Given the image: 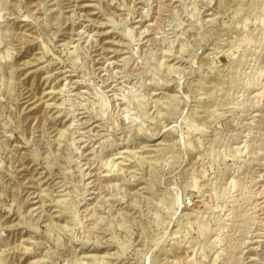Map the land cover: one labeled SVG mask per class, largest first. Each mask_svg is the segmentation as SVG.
Listing matches in <instances>:
<instances>
[{
  "label": "rangeland",
  "instance_id": "1",
  "mask_svg": "<svg viewBox=\"0 0 264 264\" xmlns=\"http://www.w3.org/2000/svg\"><path fill=\"white\" fill-rule=\"evenodd\" d=\"M0 264H264V0H0Z\"/></svg>",
  "mask_w": 264,
  "mask_h": 264
}]
</instances>
